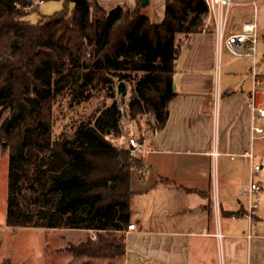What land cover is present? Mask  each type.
<instances>
[{
    "label": "trees",
    "instance_id": "16d2710c",
    "mask_svg": "<svg viewBox=\"0 0 264 264\" xmlns=\"http://www.w3.org/2000/svg\"><path fill=\"white\" fill-rule=\"evenodd\" d=\"M67 4L74 8L32 24L24 18L38 7L33 0H0V39L11 41L10 53L0 60V104L9 110L0 125V144L9 156L5 222L15 229L94 231L99 242L88 238L72 247L74 255L115 259L126 251L132 172L143 168L144 157L132 158L112 145L109 137L121 134L117 103L82 123L73 138L55 139V100L70 91L71 102L79 104L99 85L114 96L111 86L142 73L128 104L130 117L136 123L149 115V125L163 130L177 95L174 73L182 47L177 36L189 40L200 34L208 6L204 0H166L165 19L157 25L142 13L141 2L134 10L109 12L94 0ZM86 42L97 46L93 59L74 62L52 83L51 72L61 66L60 51L76 58ZM136 128L146 135L142 125Z\"/></svg>",
    "mask_w": 264,
    "mask_h": 264
},
{
    "label": "crops",
    "instance_id": "0c3cea01",
    "mask_svg": "<svg viewBox=\"0 0 264 264\" xmlns=\"http://www.w3.org/2000/svg\"><path fill=\"white\" fill-rule=\"evenodd\" d=\"M94 1L107 12L134 10L141 2ZM147 7L142 13L161 24L166 0H150ZM257 7L255 12L251 0H238L229 10L226 34L256 22L264 36V0H258ZM184 39L177 36L182 43L174 73L177 95L169 104L168 121L156 138L153 122L145 129L153 151L144 157L143 168L132 172L130 224L136 228L125 231L124 263L136 255L132 264H143V256L152 255L146 264H155L166 255V264H264V210L259 207L250 222L244 198L250 196L243 190L251 183L252 165L264 169V140L252 141L248 105L255 88L253 61L234 56L238 59L224 62L227 50L217 54L213 31ZM260 80L262 85V76ZM261 85L255 100L263 108ZM251 151L253 160L243 156ZM258 183L261 191L253 200L263 191Z\"/></svg>",
    "mask_w": 264,
    "mask_h": 264
},
{
    "label": "rangeland",
    "instance_id": "374dc122",
    "mask_svg": "<svg viewBox=\"0 0 264 264\" xmlns=\"http://www.w3.org/2000/svg\"><path fill=\"white\" fill-rule=\"evenodd\" d=\"M66 8L72 10L74 5L67 4V0H44L43 4L29 11L24 20L32 24H38L43 19V17L53 16ZM144 10L146 13H149L150 11L148 7ZM10 44L11 41L9 37L0 39V60L7 57L10 53ZM96 50V44L90 42H86L79 56L76 58L71 57L64 50H61V66L55 67V69L51 72L52 83H54L62 74L70 70L74 62H79L80 64L89 63L90 60L93 59ZM260 50L261 52L264 51L263 46H260ZM223 57L224 62H226L228 59H238L228 51L224 52ZM259 63V71L263 79V84L261 85V89H259L261 93L260 106L264 108V59L262 57H259ZM216 71L218 87V76L220 69L217 68ZM226 75L227 72H225V67H223V70H221V77L225 79ZM134 76L135 77L133 78L135 79L133 81L126 82V92L124 96H118L117 94L118 83L114 84L111 88L115 92L114 96H112L102 85H99L97 88L92 89V95L87 101H83L79 104H74L71 102L72 97L69 94L70 91H64L62 94L58 95L53 108L54 138H73L78 127L82 123L88 122L93 118L95 119V116L99 114V112L105 107L111 106L113 103H117L120 110L122 105L129 104V102L134 97H136L135 84L137 80L141 78L142 73H136ZM3 77L4 75L0 74V84L3 80ZM8 117L9 110L5 109L3 105L0 104V125L3 124ZM123 120V118H120L119 128L125 122V120ZM149 122V115L140 117L138 120H136L138 125H142L143 130L150 128ZM136 123L133 122V133L135 134L136 131L138 132ZM112 137L113 136H110L109 139H112ZM8 170L9 156L8 153L2 149L0 144V264H124V255H121L115 259L98 258L93 260L88 259L85 256L74 255L72 247L85 243L88 238H91L93 242H99L97 233L95 232L82 233L78 230H51L37 228L15 229L8 227L5 222L8 211ZM256 181L261 182L263 191L259 198L258 196L257 198H254V201L259 203L261 211H263L264 169L258 176H256ZM245 185L246 186L243 188V190L245 188H249V181L246 182ZM244 198L246 203L249 204L248 196ZM102 234L107 238L111 237L107 233ZM120 235L121 234L119 233L114 234L116 239H119ZM145 248H147V246H145ZM135 256L136 255H131V264L136 258ZM144 256L143 264H146V258L149 257L146 255ZM150 258H153V256L151 255ZM155 264H166V255H164L161 262H157Z\"/></svg>",
    "mask_w": 264,
    "mask_h": 264
},
{
    "label": "built area",
    "instance_id": "2783aa9c",
    "mask_svg": "<svg viewBox=\"0 0 264 264\" xmlns=\"http://www.w3.org/2000/svg\"><path fill=\"white\" fill-rule=\"evenodd\" d=\"M208 6V14L206 16V23L202 29L203 33L214 32L215 35V47L216 52L220 56L224 50H227L233 56L246 57L253 61L252 76L254 78L255 88L250 95L249 108L252 112V141L259 139L264 140V108H260L256 104L255 94L256 88L261 85L260 71H259V57L260 46L264 48V36H260L259 28L256 22L245 23L241 29L235 31L231 35L226 34V24L229 10L238 0H204ZM36 6L44 3V0H33ZM258 0H251L254 5V10L257 12ZM264 59V51H263ZM121 118L125 120L122 126H120L121 134L114 136L111 139L114 147L123 148L127 150L132 158L145 157L151 153L152 146L149 138L145 135L141 137L136 131L133 133V122L129 117V105H122L120 107ZM123 120V121H124ZM161 130L155 125L153 128V136L156 138L159 136ZM214 156L219 155L216 151ZM243 156L249 159H254L253 152H245ZM144 166V165H143ZM262 171L260 164H253L250 170L251 183L249 188L244 189V193L250 196L246 216L250 222L254 220V213L259 209V203L253 200V195L261 191V187L256 181V176ZM135 224H130L127 231L135 230ZM124 264H130L125 262Z\"/></svg>",
    "mask_w": 264,
    "mask_h": 264
},
{
    "label": "water",
    "instance_id": "95a60500",
    "mask_svg": "<svg viewBox=\"0 0 264 264\" xmlns=\"http://www.w3.org/2000/svg\"><path fill=\"white\" fill-rule=\"evenodd\" d=\"M150 4V0H141L142 8H146ZM113 86H111L112 88ZM174 90H176V86H174ZM126 92V82H120L117 87L118 96H124Z\"/></svg>",
    "mask_w": 264,
    "mask_h": 264
}]
</instances>
